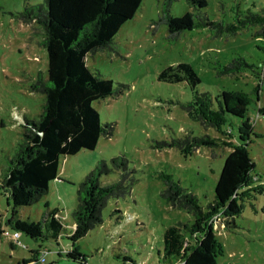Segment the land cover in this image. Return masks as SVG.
<instances>
[{"label":"rangeland","instance_id":"1","mask_svg":"<svg viewBox=\"0 0 264 264\" xmlns=\"http://www.w3.org/2000/svg\"><path fill=\"white\" fill-rule=\"evenodd\" d=\"M207 1L205 12L209 18L226 23L235 22L238 13L243 16L264 11V0ZM44 3L0 0V182L22 137L25 120L37 118L45 104V95L34 88L38 79L48 80L43 31L34 22L20 19L25 7ZM163 3L142 0L135 16L114 37V49L87 57L91 68L122 90L94 103L102 122L113 125V135L101 136L95 149L65 156L48 192L38 202L20 208L22 219L43 224L48 211L58 209L67 234L55 239L44 228L45 236L38 239L22 234L27 248H13L14 230L5 226L8 233L0 240V264H22L23 259H32V250H38L39 256L46 252L31 264H132L124 258L136 264L161 263L158 251L163 250L165 228L191 224L194 217L163 198L165 186L160 174H172L206 210L214 200L226 156L241 143L238 118L232 117V125L229 122L224 127L232 136L223 134L203 124L196 110L186 109L195 97L189 84L159 79L166 67L181 62L190 63L197 71L201 78L197 92L210 95L215 106L222 90L243 91L253 99L249 112L254 119V133L248 150L255 163L252 174L256 179L240 190L242 213L235 217V227L225 228L222 220H216L215 250L219 264H264V40L257 37L260 26H249L234 35L194 29L171 41L167 26L157 24ZM190 10L186 0H175L170 7L177 17ZM237 56L251 66L220 74L222 66ZM258 107L261 114L257 113ZM207 108L202 106V111ZM205 134L221 139L220 145L193 144L192 138ZM241 134L245 136L244 130ZM187 139L189 143L183 148L177 144L167 146L176 141L186 143ZM121 155L128 160L134 179L130 193L110 198L102 211L103 223L75 243L86 254V263L60 256L72 248L68 234L74 228L72 213L78 204L80 183L102 160L112 168V158ZM119 177L120 173L113 170L101 177V183H112ZM0 214L3 222L10 215L8 193L1 187Z\"/></svg>","mask_w":264,"mask_h":264},{"label":"trees","instance_id":"2","mask_svg":"<svg viewBox=\"0 0 264 264\" xmlns=\"http://www.w3.org/2000/svg\"><path fill=\"white\" fill-rule=\"evenodd\" d=\"M175 0H164L158 25H166L168 38L174 41L185 31L207 28L217 35L230 34L252 26H260L257 37L264 40V11L262 14L238 13L235 22L211 20L205 9L207 0H186L192 10L182 16H173L170 7ZM142 6V0H45L44 4L25 7L20 19L35 23L43 31V45L48 54V80L38 79L36 91L45 95L42 113L35 119H26L24 130L17 148L0 182L8 193L10 215L5 222L0 214V240L8 232L26 234L33 239L45 236L46 228L51 236L59 239L65 232L64 220L58 209L47 213L44 224L22 219L20 208L31 206L48 192L52 180L58 177L61 160L82 149L92 150L101 136L113 135L111 123H104L94 103L122 92L115 82L105 78L88 65L87 57L98 51H112L114 37L121 26L132 19ZM241 16V17H240ZM242 56L233 58L223 65L220 74H232L250 67ZM159 79L170 82H186L195 93L194 100L186 109L197 111L203 124L213 126L223 134L231 118H238L240 144L226 156L218 181L215 185L214 200L204 210L196 195L183 188L172 174L161 173L164 183L163 198L174 208L184 209L194 217L191 224H175L165 228L163 250L158 251L159 264H219L215 250L217 219L225 228L235 227L234 219L241 215L240 190L251 185L256 179L252 174L255 163L250 156L248 145L254 133V119L250 115L251 96L239 90H222L214 105L207 93L197 92L201 78L190 63L181 62L166 67ZM259 90V86L256 91ZM209 97V99H207ZM207 102V103H206ZM209 104V105H206ZM193 105H197L194 107ZM208 106L202 111V106ZM261 107L257 113L261 114ZM232 125V123H231ZM244 130L245 136L241 134ZM230 131V130H229ZM197 147H215L221 139L209 135L192 138ZM188 142L171 143L183 148ZM232 145V144H231ZM112 168L102 160L92 169L78 188V204L72 213L74 228L68 238L72 248L66 258L86 263V254L75 245L90 230L103 223L102 211L112 197L120 198L131 191L134 179L125 156L113 157ZM118 171V180L101 183V177L111 171ZM46 207H49L46 204ZM12 247L15 245L12 242ZM32 259H23L22 264H31L41 259L38 250L31 251ZM124 260L135 261L124 258Z\"/></svg>","mask_w":264,"mask_h":264},{"label":"built area","instance_id":"3","mask_svg":"<svg viewBox=\"0 0 264 264\" xmlns=\"http://www.w3.org/2000/svg\"><path fill=\"white\" fill-rule=\"evenodd\" d=\"M8 232H6L5 234H7ZM11 236H12V238H13V243H14V245L15 246H18V245H20V246H22L23 248H27V245L24 243V242H22V240H21V234L19 233V232H13L12 234H11ZM45 252L46 251H42L41 252V255L44 257V255H45Z\"/></svg>","mask_w":264,"mask_h":264},{"label":"crops","instance_id":"4","mask_svg":"<svg viewBox=\"0 0 264 264\" xmlns=\"http://www.w3.org/2000/svg\"><path fill=\"white\" fill-rule=\"evenodd\" d=\"M21 238H22V236H21Z\"/></svg>","mask_w":264,"mask_h":264}]
</instances>
